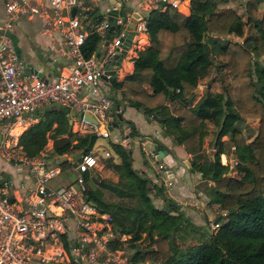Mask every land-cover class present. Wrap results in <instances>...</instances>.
Listing matches in <instances>:
<instances>
[{
  "label": "trees",
  "instance_id": "trees-1",
  "mask_svg": "<svg viewBox=\"0 0 264 264\" xmlns=\"http://www.w3.org/2000/svg\"><path fill=\"white\" fill-rule=\"evenodd\" d=\"M238 1L242 14L224 8L221 0H188L189 15L167 4L164 10L151 9L145 15L148 44L132 59L133 70L110 83L120 94L119 100L156 120L165 135L191 155L189 167L195 172L205 174L197 153L208 123L216 130L215 156H229L235 147L250 149V158L235 161L233 174L213 178L214 202L225 211L217 230L205 234L199 229L204 239L181 250L169 242L179 223V214L171 213L176 212L173 201L161 184L131 166L130 147L111 142L118 162L109 155L104 164L114 175L104 180L86 170L84 179L90 178L95 187L85 194L111 215L118 234L129 235L130 245L143 234L152 242L149 250L135 249L132 259L156 264H264V10L259 12L260 0ZM100 19L97 16L95 20ZM101 39L100 34L89 33L80 46L83 56L95 51ZM181 56L187 59L184 68L179 65ZM210 69L211 80L220 90L212 91L207 85L195 102L197 85ZM39 111V121L25 127L17 138L26 156L38 155L47 138L52 141L50 155L76 159L92 150L96 138L71 130L67 108ZM247 120L257 123L246 144L237 124ZM124 122L129 123L131 135H137L132 122ZM225 130L227 140L222 141ZM59 165L64 170L68 162ZM103 190L110 191L116 201L107 200ZM154 198L166 205L161 208ZM110 246L120 248L121 244L111 241Z\"/></svg>",
  "mask_w": 264,
  "mask_h": 264
},
{
  "label": "built area",
  "instance_id": "built-area-1",
  "mask_svg": "<svg viewBox=\"0 0 264 264\" xmlns=\"http://www.w3.org/2000/svg\"><path fill=\"white\" fill-rule=\"evenodd\" d=\"M114 9L122 10L123 6ZM91 0H0V123L7 122L0 130V156L6 164L22 166L28 172V182L13 186L10 177L0 176V264H156L132 259L125 243L128 234H118L111 215L99 209L86 196L90 178L98 168L99 158L95 145L89 153L73 159L62 155L74 177L65 184H52L50 180L61 174L56 164L58 156L44 148L36 156H26L18 143L19 133L38 117L34 113L46 105H60L73 110L71 130L87 133L95 138H107L111 130L108 111L114 101L101 74L108 57L119 51L121 38L132 23L135 40L129 43L126 54L132 60L137 51L143 50L148 36L145 15L151 9L164 10L166 5L189 15L183 0H138L132 11H125L123 18L116 16V36H109L106 50L101 56L93 51L87 58L80 46L92 31L100 34V48L109 35V22L105 16L95 24L86 26L94 11ZM162 2V4H160ZM74 13L72 14V10ZM31 20L44 35L55 32L62 38L61 55L69 58L70 65L54 79L45 82L23 72L11 46L10 38L15 24ZM115 31V30H113ZM122 56V57H123ZM133 61V60H132ZM118 112V111H117ZM89 115L94 122L87 120ZM117 143H125V131L116 130ZM103 150V157L111 155ZM153 159V152H145ZM160 172L161 167L157 166ZM165 173V172H164ZM167 180V178H166ZM111 241L121 244L111 248ZM79 258V259H78ZM78 259V261H77Z\"/></svg>",
  "mask_w": 264,
  "mask_h": 264
},
{
  "label": "crops",
  "instance_id": "crops-1",
  "mask_svg": "<svg viewBox=\"0 0 264 264\" xmlns=\"http://www.w3.org/2000/svg\"><path fill=\"white\" fill-rule=\"evenodd\" d=\"M120 1L123 8H126L127 11H132V9H134L135 2H137L138 0ZM221 1L224 8L232 7L239 14H242L244 11L243 6L239 3L238 0ZM91 2L93 3L95 8L86 20L87 27H90V24L92 25L97 23V21L95 20L97 16L92 17L96 13V11L100 12V15L98 16H100L101 19L105 16L104 6H102V4L99 3L98 0H91ZM182 4L184 5V7H187V11L189 9L190 13V5L188 3V0H183ZM258 4L259 12L263 11L264 0H260ZM2 10L3 8H1L0 6V12H2ZM111 32L114 33L116 31L111 30ZM11 33L16 35L18 38L17 45L20 49L21 60L23 62H31L37 69L40 68L41 77L45 78V80L54 79L59 73H63L69 67V58L66 55H61L58 51V48L62 47V38L60 37V34L53 32L50 36L44 35L40 32L38 26L31 20L19 21V23L15 24V26L13 27ZM227 37L239 42H243L244 40L243 37L239 36L227 35ZM148 42L149 39L147 36L145 39L144 48L146 47ZM129 56V54H126L121 58L122 61L118 70L115 71L113 80L120 81V79L124 75L133 70V61L129 59ZM179 59V65L184 68L187 64V59H185L184 56H181ZM25 70L26 68L23 69L24 74L33 75V73H26ZM209 75H211V73ZM209 75L205 76V78H207ZM110 83L111 82L106 80L105 85L107 86V88H109L110 94H112L113 96L114 104L111 112L115 115L118 111L120 114H122L124 120H129L132 122L134 129L137 131V135H131L127 139L128 141H130L129 147L131 149V166L141 172V174L145 175L147 179H151L152 182L156 184H162L164 194L168 196V198L173 201L174 204L177 203L178 205L176 208L174 207L176 209V212L171 213L173 215L181 214L186 219L190 217V220L193 221L192 223L195 224V226L199 229H203L206 226L205 223L207 221H210L213 217L218 216V214H216L217 211H221L219 213L223 215L224 213H222V210H219L220 208H217V203L209 202L208 204V201H214L217 195L213 190V178L219 176V174H233L234 172L231 173L233 168L230 165V158L232 156V153L237 156L233 158H235V160H239L248 158L250 156V150L247 151L246 148H244V151H242V147H239L240 149L239 151H237L235 147L232 148L234 152H231L228 157L222 153H218V155L215 156L216 145H214L213 139L216 130L215 128H213L212 130L210 129V135H205L202 149L197 153V157L199 159L198 163L200 162V164L205 168V174L202 175L200 172L195 171L192 173L182 163L183 160H187L189 164L191 155L187 154L181 145H178L176 143L174 144V142L168 137V135H165L163 129L159 126V123L156 120L146 117L144 114H141V112L134 110L132 107L126 105L125 102L119 100L120 94L112 90V88L109 86ZM202 85L204 86V88L201 90L200 95H196V97L194 98L195 102L199 99V97H201V95L207 88L206 85ZM198 93L199 90L197 89L195 91V94ZM117 103L119 104V107L122 103V107L118 110L115 109V105ZM38 114V111L34 113V116L38 117V120L35 123L39 121V116H37ZM7 122L0 123V130L4 128ZM114 133L115 134H111V141L118 144L117 132ZM227 134L228 133L225 130L223 135L220 136V139H222V141L227 140ZM148 141H150V144L156 143L162 150L165 151L164 156L161 159L162 163L167 164L169 167L176 166L174 178L171 181H169L168 179L166 180L167 176L162 168L160 172L157 170L156 167L160 166V162H157L155 160L152 161L151 157L145 156V152L151 150L145 146ZM95 144L96 142L94 143V145ZM44 148L52 149L51 139L47 138ZM235 150L238 152L237 154ZM50 151L51 150H49V152ZM112 151V160L114 161V163H117L118 159L114 156ZM52 156H58L56 158L57 165H59L61 161H65V159L62 158V155ZM142 156L145 160H143ZM101 166L102 165L99 162L98 168H100ZM224 168H227V171H222ZM62 172L63 170H61V174ZM156 174H158L159 176L156 177ZM0 176H9L12 180L13 186L23 185L25 182H28V172L27 170H25V168H23L22 166H10L6 164L1 156ZM194 196L195 199H193ZM154 203L161 204L162 200L159 198H154Z\"/></svg>",
  "mask_w": 264,
  "mask_h": 264
},
{
  "label": "rangeland",
  "instance_id": "rangeland-1",
  "mask_svg": "<svg viewBox=\"0 0 264 264\" xmlns=\"http://www.w3.org/2000/svg\"><path fill=\"white\" fill-rule=\"evenodd\" d=\"M112 35L116 36L117 33L116 32H114V33L112 32ZM209 72L211 73V75H209L210 74ZM207 75H209V76L207 78L203 77L202 79H204V78L205 79L204 80L201 79V81L197 85V89L199 90V93L196 94L197 96L200 95L201 90L204 88V86L202 84H204L206 86L208 85L212 91L220 90V86H218V84L215 81L211 80L212 69L208 70V72H207V74L205 76H207ZM109 86L112 88V90H114L111 85H109ZM134 110H136V109H134ZM136 111H139V110H136ZM141 119H142V117H141ZM256 123H257V121L251 122V121L247 120L246 122H240L239 124H237V126H239V128H240V130H241V132L243 134V137L245 139L246 144L252 140V137L255 134ZM206 128H207V133H206V136H207V135H210L211 130L213 128H215V127L212 125V123H208V126ZM114 132H116L115 129L112 130L111 134L112 133L115 134ZM111 134L107 138H96L95 139V142H96L95 148L97 147V150H95L94 152H95V154L97 153L98 158H99V162L101 163L102 166L100 168L96 169L94 176L98 177V178H102L104 180H111L112 174H113L112 171H110L109 169L105 168L104 159L106 157H103V155H102V151L105 150V149L108 150L110 153L112 151V148H111V142H112L111 141ZM203 140H204V138H203ZM244 148H246L247 151L250 150L245 145V146L242 147V151H244ZM236 149H237V151H239L240 148L237 147ZM237 151H236V154L238 153ZM231 152H234V151H231ZM233 157H237V156L234 153H232V156L230 158V160H231V164L230 165L232 166V168H234L233 164L236 161L235 158H233ZM142 158H143V156H142ZM249 158H250V156H249ZM143 160H145V159L143 158ZM228 167H229V165H228ZM233 172H234V170H232L231 173H233ZM73 177H74V173L71 171V169H69V167H66V168H64L62 174H58L57 176L52 178L50 180V183H52V184H59V183L60 184H64V183H67L68 181H70ZM114 178H115V176H114ZM89 182H90V183H88L89 188L93 189L95 187L94 183L92 182V180H90ZM103 196L107 200L116 201V198L114 197V195H112L111 192L108 191V190H103ZM193 199H195V196L193 197ZM209 202L210 203H215L214 201H208V204H209ZM217 208H220V207L218 206ZM219 210H222V208H220ZM219 212H221V211H217L216 214H218L219 219H220L221 216L225 215V211L222 210V213H224L223 215L221 213H219ZM176 216H177V220L179 221L178 228H176V230H174L171 233V235L169 236V242L172 244V246L175 249H177V248L181 249V250L187 249L190 245H192L194 243H197L199 241H202L204 239V237L198 233L199 232V228H197L195 226V224L192 223L193 221L190 220V217L186 219L181 214L176 215ZM213 218H215V217H213ZM213 218L210 221H207L205 223L206 224L205 228H206L207 232H203V233L209 234L210 232H214V231L217 230L218 222L213 223V221H212ZM152 245H153L152 242L144 234L139 237L138 241H136L133 244V246L130 245L129 242L125 243L126 248L128 249V251L131 254L134 252L135 249H140L141 251L149 250L152 247ZM147 262H150V261H147Z\"/></svg>",
  "mask_w": 264,
  "mask_h": 264
},
{
  "label": "water",
  "instance_id": "water-1",
  "mask_svg": "<svg viewBox=\"0 0 264 264\" xmlns=\"http://www.w3.org/2000/svg\"><path fill=\"white\" fill-rule=\"evenodd\" d=\"M98 1H99V3L102 4V6H104L105 19L110 23L109 27H108V31H111V30L117 31L119 29V26L117 24L116 25L112 24V22H115V20H116L115 18L118 15H119L120 19H122L123 14L126 11V8H122V10L114 9V7L115 8L120 7V2L118 0H98ZM160 4H162V2ZM73 13H74V9L72 10V14ZM98 15H100V12L96 11V13L92 17L98 16ZM132 27H133L132 23H130L127 26V29L124 32L125 37L121 38L122 42L119 45V51H118V49H115L114 53L108 57L107 63L105 65V70L101 74V78L104 79L105 75L108 74L109 76H108L107 80L109 82H111L113 80L115 71L118 70V68L120 66V63L122 61L121 58L125 54V50L127 49V46L129 45V43H131L132 41L135 40L136 34L132 31ZM4 34L10 38V40H11L10 44L13 48L14 53H15L16 60L18 62L22 63L24 68H26L25 72L28 74L33 73V76H35L36 79L45 82L46 81L45 78L41 77V73H40L41 69L40 68L37 69L36 67L33 66V64L31 62H23L21 60L20 49L17 45V42H18L17 36L14 35L13 33H8V32H4ZM207 35H208V32H205L204 37H206ZM108 38H109V35H107V40L104 41L101 48H100V46H98L96 48V50H95L96 56H101L105 52L106 43H108ZM100 51H102L103 53H100ZM121 107H122V103L120 104V107H119L118 103L115 105L116 110H118ZM54 109L62 110L63 108L60 107V105H55V104L43 106V110H54ZM67 115H68V121H69L68 124H70L71 123L70 115H73V110H69ZM107 115H108V120H109V124L107 125V128L109 130L115 129V130L125 131V133H126L125 134V141L126 142L124 145H125V147L128 148L130 145V141H128L127 139H128V137L131 136L129 123L124 122V118L122 117V114H120L119 112H116V114L114 115L111 111H108ZM114 116H115V118H114ZM84 117L87 118V120L91 121L92 123L94 122V119H92L89 115L84 114ZM0 138H1V134H0ZM145 146L153 151V159L157 162H160V167L164 170V172L167 176V179L169 181H171L174 178V172L176 170V166L175 167L174 166L169 167L167 164L161 162V159L164 156L165 151L162 150L156 143L150 144V141H148L145 144ZM182 163L184 164L185 167H187L189 169L190 172H192V173L194 172V170L191 167H189L187 160H183ZM149 188H150V186L147 187V190H149ZM164 205H166V204H160L159 206L162 208V207H164ZM171 205H173L175 208L178 206L177 203L171 204ZM166 209L169 211L168 207H166ZM218 219H219V216H216L215 218H213V220H212L213 223L218 222ZM202 230H203V232H207L205 227ZM78 259H77V261H78Z\"/></svg>",
  "mask_w": 264,
  "mask_h": 264
}]
</instances>
